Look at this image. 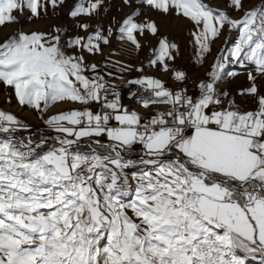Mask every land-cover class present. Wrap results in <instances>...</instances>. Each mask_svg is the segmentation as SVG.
<instances>
[{
  "label": "snow or ice",
  "instance_id": "obj_1",
  "mask_svg": "<svg viewBox=\"0 0 264 264\" xmlns=\"http://www.w3.org/2000/svg\"><path fill=\"white\" fill-rule=\"evenodd\" d=\"M103 3L69 7L85 35L53 26L16 29L0 40V85L56 133L53 143L20 137L30 126L0 110V264H264V94L257 85L258 76L264 79V0L251 8L229 0L235 17L205 0H142L191 25L199 64L225 31L238 33L219 49L198 94L184 87L188 73L175 66L179 46L155 20L134 10L117 22L115 36L111 26L89 32L80 18ZM123 4L135 7L132 0ZM64 5L0 0V28ZM147 34L157 41L149 65L177 87L137 67L141 75L126 83L139 86L130 96L152 109L145 116L105 79L123 75L101 74L83 53H102L113 38L139 51L138 37ZM232 63L254 66L239 93L252 98L250 109L217 87ZM57 104L78 107L45 118Z\"/></svg>",
  "mask_w": 264,
  "mask_h": 264
},
{
  "label": "rangeland",
  "instance_id": "obj_2",
  "mask_svg": "<svg viewBox=\"0 0 264 264\" xmlns=\"http://www.w3.org/2000/svg\"><path fill=\"white\" fill-rule=\"evenodd\" d=\"M78 0H65V5L57 10H53L49 7L47 15H42L41 18H29L27 13L18 17V22L12 25H8L4 28H0V40H3L8 34L12 33L16 29H22L24 31L30 30H50L53 26L65 27L68 29V35H85V33L75 27L77 20L69 17L67 12L69 7ZM211 7L222 8L230 11V14L238 16L239 13L232 12L227 8L229 0H205ZM133 7H129L123 4V0H104L103 5L100 10L94 14L92 17H81L80 21L88 23L91 27L89 32L95 30L97 27L106 30L111 26L114 30V36L116 35L115 29L117 27V22L121 21L126 15L130 14L134 10L140 13L139 18H150L157 22L160 27V32L162 35H166L169 41L178 44L179 46V56L175 61V66L177 68L184 69L188 73V80L186 81L184 87L189 91V94H198L197 85L201 79L207 77V73L210 71V66L215 62V57L219 54V49L226 47L225 40L228 41L230 45L237 38L238 33L235 31L227 32L217 39L212 44V51L207 54L203 64H199L196 61L195 47L191 43V37L189 36V28L191 25L184 19L176 17L174 15H163L150 9L146 4L142 5V0H132ZM261 0H245V8H251L258 6ZM140 39L143 47L137 51L134 49L130 43L127 41H120L113 38L109 45H102V53H97L95 55L89 53H83L89 64L96 63L99 66L101 74L111 71L116 76L123 75V79H114L113 77L105 76L106 80L114 83L117 86V90L121 93L122 102L128 100L127 104L132 102H138L137 97L130 96L131 92H137L139 86L128 85L126 83L129 79L137 78L141 75L135 71L137 67H143L144 73L147 75L156 76L166 82L170 87H177L176 82L169 79L168 74H164L149 65L148 60L150 58L151 49L157 43L156 38L147 34L146 37H138ZM120 63L117 64L116 62ZM123 64L132 65V70L129 72L120 73L118 71L119 67ZM107 65V67H105ZM254 68L253 65H248L247 67H242L239 64L232 63L228 64L224 73L222 74V79L217 82V87L220 90L227 91L229 93V98H234L236 102L243 108L254 107V101L251 97L245 95H239L242 89H246L250 85L248 80V71ZM235 72L237 75L230 76L227 73ZM256 75L255 72H253ZM197 77V81L193 79ZM257 85L261 89L262 94H264V79L257 77ZM140 93L138 92V95ZM64 105V107H78V105L70 104H57L51 107L47 113H45V118L55 114L58 107ZM159 110H163L165 106H156ZM67 108V109H68ZM0 110L5 112H10L17 116L21 121L29 125L27 131H20L17 133L20 137L31 136L34 139H39L41 136L53 138L56 133L49 129L40 119V114L28 107H22L16 101V98L10 89H6L3 85H0ZM142 113L149 114L151 110L142 109ZM41 135V136H40ZM85 145L82 144V147Z\"/></svg>",
  "mask_w": 264,
  "mask_h": 264
},
{
  "label": "crops",
  "instance_id": "obj_3",
  "mask_svg": "<svg viewBox=\"0 0 264 264\" xmlns=\"http://www.w3.org/2000/svg\"><path fill=\"white\" fill-rule=\"evenodd\" d=\"M123 80H126V78H123ZM127 102H128V100H124L123 101V103L125 104V105H127V106H129L130 108H132V109H136V110H138V111H141V113H142V108L140 107V105H139V103L138 102H132V103H129V104H127ZM156 107V106H155ZM68 107H64V105H61L60 107H58V110L57 111H59V110H62V109H67ZM157 109H159L158 107H156ZM149 110H151L152 111V109H149ZM56 111V112H57ZM143 115H145V116H147V114H144V113H142Z\"/></svg>",
  "mask_w": 264,
  "mask_h": 264
},
{
  "label": "trees",
  "instance_id": "obj_4",
  "mask_svg": "<svg viewBox=\"0 0 264 264\" xmlns=\"http://www.w3.org/2000/svg\"><path fill=\"white\" fill-rule=\"evenodd\" d=\"M194 81H197V77L193 79ZM41 136V135H40ZM51 143V142H50ZM138 154V151L137 152H134L131 154V156H136Z\"/></svg>",
  "mask_w": 264,
  "mask_h": 264
},
{
  "label": "water",
  "instance_id": "obj_5",
  "mask_svg": "<svg viewBox=\"0 0 264 264\" xmlns=\"http://www.w3.org/2000/svg\"><path fill=\"white\" fill-rule=\"evenodd\" d=\"M49 142L53 143V142H54V140H53V139H49ZM132 157H135V156H132Z\"/></svg>",
  "mask_w": 264,
  "mask_h": 264
}]
</instances>
